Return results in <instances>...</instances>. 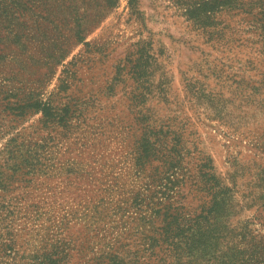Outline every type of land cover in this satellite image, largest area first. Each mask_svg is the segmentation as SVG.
Returning <instances> with one entry per match:
<instances>
[{
  "label": "rangeland",
  "instance_id": "374dc122",
  "mask_svg": "<svg viewBox=\"0 0 264 264\" xmlns=\"http://www.w3.org/2000/svg\"><path fill=\"white\" fill-rule=\"evenodd\" d=\"M106 1L0 0V264L164 225L205 244L220 198L264 258V0Z\"/></svg>",
  "mask_w": 264,
  "mask_h": 264
},
{
  "label": "trees",
  "instance_id": "16d2710c",
  "mask_svg": "<svg viewBox=\"0 0 264 264\" xmlns=\"http://www.w3.org/2000/svg\"><path fill=\"white\" fill-rule=\"evenodd\" d=\"M136 0H127L133 6ZM116 0H107L108 7ZM106 5V6H107ZM6 17L2 18L1 23ZM5 22H8L6 19ZM89 24L74 21L66 30L74 37L75 43L83 42ZM65 49L59 48L57 61L64 56ZM9 180V177L7 178ZM4 178H0V189H6ZM215 213L214 239L208 243L193 244L178 242L171 238L185 230L178 226L164 225L159 231H153L157 237L143 232H129L112 243L101 241L93 250L87 242L77 235L75 238L44 243L39 254L32 255V264H264V258L246 256L233 243L235 233L230 219L234 212L227 209L226 199H219ZM5 208L6 205H1ZM48 235V234H45ZM9 247H12L9 245ZM90 253V256L86 255ZM86 255V256H85ZM82 256V257H81ZM23 257V256H21ZM14 261V260H13Z\"/></svg>",
  "mask_w": 264,
  "mask_h": 264
}]
</instances>
